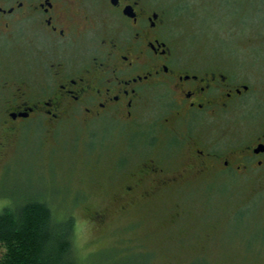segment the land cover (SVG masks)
<instances>
[{
	"label": "flooded vegetation",
	"instance_id": "1",
	"mask_svg": "<svg viewBox=\"0 0 264 264\" xmlns=\"http://www.w3.org/2000/svg\"><path fill=\"white\" fill-rule=\"evenodd\" d=\"M202 6L206 27L198 25ZM168 10L181 28L188 18L199 39L209 40L207 63L195 54L184 59L182 31ZM263 17L264 0H0V49L16 52L25 74L14 83L6 122L136 125L152 104L159 125L182 136L201 171L214 162L264 181ZM209 122L224 128L215 151L195 136ZM131 132H147L140 147L150 143L149 130ZM151 157L123 197L146 198L180 178Z\"/></svg>",
	"mask_w": 264,
	"mask_h": 264
},
{
	"label": "rangeland",
	"instance_id": "2",
	"mask_svg": "<svg viewBox=\"0 0 264 264\" xmlns=\"http://www.w3.org/2000/svg\"><path fill=\"white\" fill-rule=\"evenodd\" d=\"M199 9L198 25L206 27L207 9ZM168 18L182 31L184 59L195 54L207 63L209 40L199 39L188 18L182 28L169 10ZM6 51L0 49V210L39 195L57 217L72 215L73 244L83 264H264V181L254 172L231 173L214 162L201 171L182 136L159 125L152 104L136 125L68 117L6 122L14 83L25 75L17 70L16 52ZM138 128L149 130L147 146L140 147L147 132H131ZM223 132L209 122L195 136L215 151ZM149 157L180 178L146 198L123 197Z\"/></svg>",
	"mask_w": 264,
	"mask_h": 264
},
{
	"label": "trees",
	"instance_id": "3",
	"mask_svg": "<svg viewBox=\"0 0 264 264\" xmlns=\"http://www.w3.org/2000/svg\"><path fill=\"white\" fill-rule=\"evenodd\" d=\"M38 197L0 210V264H83L73 244L74 217H57Z\"/></svg>",
	"mask_w": 264,
	"mask_h": 264
}]
</instances>
